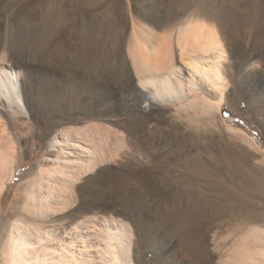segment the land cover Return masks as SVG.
<instances>
[{"label": "bare ground", "instance_id": "obj_1", "mask_svg": "<svg viewBox=\"0 0 264 264\" xmlns=\"http://www.w3.org/2000/svg\"><path fill=\"white\" fill-rule=\"evenodd\" d=\"M225 103L264 126V0H0V264H264Z\"/></svg>", "mask_w": 264, "mask_h": 264}, {"label": "rangeland", "instance_id": "obj_2", "mask_svg": "<svg viewBox=\"0 0 264 264\" xmlns=\"http://www.w3.org/2000/svg\"><path fill=\"white\" fill-rule=\"evenodd\" d=\"M222 110H223L222 111L223 119H225L226 122L230 123L234 127H240L243 130H245L246 132H248L251 136H253L256 139V141L261 143L262 149L264 150V126H262V124L259 121H255L254 119L250 118L249 116H247V114L245 112H241L239 115L233 114L230 111L227 103H225L222 106ZM225 112L227 113V115L224 114ZM29 160L30 159H27V161H26L27 164L25 167H28ZM19 191H20L19 188L12 186L9 189V191L7 192V195L5 197V202H4L5 205L9 206L10 202L18 194ZM199 201L201 204L200 213L202 215V218H200L201 220L199 219V222L201 223V226L203 227V225H205L206 223L211 222L212 220L215 219V214L212 211L211 207H212V205L214 206L217 203L219 204L220 199L216 198L212 194H203V195H200ZM198 229H200V227ZM152 234H153L152 236H154V237H158V238L160 237L161 240H164V238H165L164 237L165 233L162 232L161 230H158L157 228L152 230ZM228 242H230V239H228ZM149 246L151 249H155V250L157 249L159 251L162 248V245L156 243L153 240L149 243ZM162 254L170 255V256L174 255L176 257L178 256V254H176L172 250L166 251V252L164 251V253L161 252L160 255H162ZM153 264H157V262H154Z\"/></svg>", "mask_w": 264, "mask_h": 264}, {"label": "snow or ice", "instance_id": "obj_3", "mask_svg": "<svg viewBox=\"0 0 264 264\" xmlns=\"http://www.w3.org/2000/svg\"><path fill=\"white\" fill-rule=\"evenodd\" d=\"M224 114H225V115H227V113H226V112H225Z\"/></svg>", "mask_w": 264, "mask_h": 264}]
</instances>
